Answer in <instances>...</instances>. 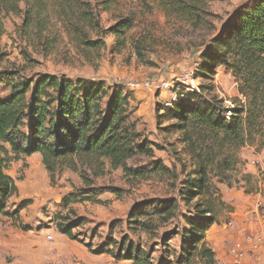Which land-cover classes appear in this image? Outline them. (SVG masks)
<instances>
[{
  "label": "rangeland",
  "instance_id": "1",
  "mask_svg": "<svg viewBox=\"0 0 264 264\" xmlns=\"http://www.w3.org/2000/svg\"><path fill=\"white\" fill-rule=\"evenodd\" d=\"M87 1L99 15L100 26L86 38L105 40L101 50L79 47L56 17L45 32L29 29L25 14L32 9L23 2L20 12H1L0 71L18 70L23 78L34 80L45 74L80 77L103 81L110 90L122 85L130 94L129 112L137 123L140 140L148 139L154 147L153 158L139 156L129 160L128 166L149 167L160 159L175 175L131 181L122 169L112 170L108 165L104 175L93 178L95 187L104 188L98 197L103 203H76L69 211L62 201L84 186L79 173L63 168L53 185L40 154L12 161L6 172L18 191L7 201V210L18 212V218L0 215V264H132L117 257L119 245L111 251L112 246L106 247L108 242H119L126 236L136 241L140 236L149 247L157 243L153 258L159 260L163 254L160 239L133 233L130 213L145 201L179 198V189L194 169L197 155L215 156L219 149L215 153L213 137L206 132L186 134L164 129L173 121L159 125L158 107L171 105L186 93L231 108L242 99L229 68L220 65L214 74L201 73V54L237 10L256 0H208L203 12L192 21L171 13L161 0ZM125 18L132 26L118 40L108 29ZM227 151L221 150L219 163ZM236 154L228 156L234 161L232 168L216 166L209 170V186L224 202L218 206L217 215L223 227L236 222V206L231 201L240 200L239 195L264 196V145H246ZM112 187L119 188L122 195L117 197ZM78 219L83 224L73 229L75 238L61 232L60 223ZM179 240L178 236L170 242L178 245ZM199 261L194 259L193 264H201ZM220 264L237 263L229 257Z\"/></svg>",
  "mask_w": 264,
  "mask_h": 264
},
{
  "label": "trees",
  "instance_id": "2",
  "mask_svg": "<svg viewBox=\"0 0 264 264\" xmlns=\"http://www.w3.org/2000/svg\"><path fill=\"white\" fill-rule=\"evenodd\" d=\"M161 1L171 13L192 21L203 12L208 0ZM23 2L32 9L25 14L29 29L45 32L56 17L72 41L86 51H99L106 45L102 38H86L100 26L99 15L89 1L0 0V21L1 12H20ZM131 26V20L125 18L108 31L119 40ZM211 43L201 54V73L214 74L220 65L229 68L242 99L231 108L186 93L171 105L158 107L159 125L165 120L173 121L164 129L186 134L206 132L213 137L215 153L217 149L219 153L197 155L194 169L179 189V198L145 201L130 213L133 233L160 239L163 254L159 260L153 258L158 244L149 247L140 236L139 241L126 236L106 244L107 249L113 247L108 251L119 245V259L132 264H193L194 259L201 264L217 263L207 234L217 223L218 206L224 202L209 186V170L216 166L232 168L234 161L228 156L236 157L246 145H264V0L237 10ZM129 103L130 94L119 84L110 90L103 81L80 77L45 74L34 80L23 78L18 70L0 71V215L18 218V212L7 210V201L18 187L6 170L12 161L23 156L40 154L53 185L63 168L80 174L84 186L62 201L69 211L76 203H103L98 197L104 188L95 187L93 178L104 175L108 165L112 170L122 169L131 181L175 175L160 159L149 167L128 166L129 160L139 156L154 157L152 142L140 140ZM224 149L228 150L227 155L219 163ZM110 190L117 197L122 195L119 188ZM64 223L59 228L71 238H75L73 229L83 224L81 219ZM178 236L179 244L172 245L170 241Z\"/></svg>",
  "mask_w": 264,
  "mask_h": 264
},
{
  "label": "crops",
  "instance_id": "3",
  "mask_svg": "<svg viewBox=\"0 0 264 264\" xmlns=\"http://www.w3.org/2000/svg\"><path fill=\"white\" fill-rule=\"evenodd\" d=\"M146 84V83H145ZM240 200L231 201L233 205L236 206L235 210V220L236 225L241 230L247 231H264V208H259L257 203L259 200L264 201V196L262 193L255 195V197L245 195L242 197L239 195ZM223 231L224 237L222 236ZM210 231H213L212 236H210ZM228 237V231L219 223V218L217 223L209 230L207 234V243H209L213 250L216 252L217 264L228 260L230 257L227 252V247L224 241ZM220 260V261H219ZM219 261V262H218ZM241 264H264V252L261 253L256 258L248 257Z\"/></svg>",
  "mask_w": 264,
  "mask_h": 264
},
{
  "label": "built area",
  "instance_id": "4",
  "mask_svg": "<svg viewBox=\"0 0 264 264\" xmlns=\"http://www.w3.org/2000/svg\"><path fill=\"white\" fill-rule=\"evenodd\" d=\"M150 85V83H146ZM259 208H264V201L259 200ZM228 231L226 247L228 255L237 264H241L248 257L256 258L264 252V231H247L237 227L235 222L225 226Z\"/></svg>",
  "mask_w": 264,
  "mask_h": 264
}]
</instances>
